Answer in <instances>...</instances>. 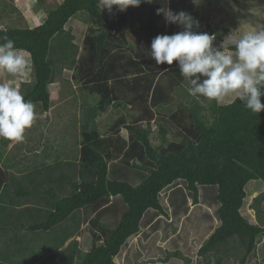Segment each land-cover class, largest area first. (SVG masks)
<instances>
[{
	"label": "trees",
	"instance_id": "1",
	"mask_svg": "<svg viewBox=\"0 0 264 264\" xmlns=\"http://www.w3.org/2000/svg\"><path fill=\"white\" fill-rule=\"evenodd\" d=\"M53 1L55 6L50 7L48 3ZM38 3L48 5L46 19L40 26L0 29V37L13 39L31 61V79L20 82L19 90L46 119L53 104L50 87L63 70L77 71L82 83L80 91L96 97L94 104L81 108L83 139L78 143L80 149L74 163L70 162L75 173L60 181L63 183L65 179L68 183L70 178V191L64 195H58L57 190L61 191L58 186L46 189L38 184L40 173L49 171L45 164L28 168L21 180L30 181L31 188L20 186L19 189L13 168L27 161L26 155L33 147L27 148L26 154L18 159L20 148L11 155L8 147L13 140L0 138V189L4 185L1 192L18 189L21 192L18 206H28L16 210L14 203H7L4 195L0 196L3 224L0 264H117L116 257L128 239L140 232V223L148 210L169 218L160 193L176 181L185 182L194 205L199 204L200 187L218 188L220 224L197 251L202 263L247 264L256 251L258 237L264 233V191L251 204L257 224L242 215L247 185L251 181L264 183V111L252 113L237 97L223 105L218 100L193 98L186 91L187 82L175 61L171 66L156 65L149 55L155 36L182 30L181 26L166 23L163 15H157L158 8L168 7L174 13L185 11L198 17L199 6L193 0H153L129 7L130 13L139 8L148 12L144 22L134 30L147 45H141L143 42L131 45L119 27L127 20V11L120 12L115 6L111 12L101 10L98 0H60L59 3L39 0ZM2 11L20 12L13 4H4ZM82 14L91 26L81 46L71 22ZM202 28L201 23L194 30L206 32ZM261 103L264 104V97ZM136 104L142 110L136 120L113 126L114 129L121 126L131 136L129 147L124 150L122 144L126 141L100 133L98 117L110 108L115 115L128 112ZM153 121L158 127V145L152 139ZM33 140L32 136L27 138L28 142ZM114 151H125L126 158L124 163L111 168L109 160ZM128 158L140 160L141 165L130 164ZM134 169L143 172L137 185L129 180ZM44 195L50 196L46 208L40 206ZM113 198H120L125 208L119 223L109 228L99 219L111 208H100ZM88 208L96 213L95 224L107 230L108 235L103 243L94 244L85 252L76 237L82 231L80 215ZM6 214L12 217L10 224L14 227L4 228V221L8 220L2 218ZM173 259L182 264L193 262L180 250H166L165 257L151 260V264H169Z\"/></svg>",
	"mask_w": 264,
	"mask_h": 264
},
{
	"label": "rangeland",
	"instance_id": "2",
	"mask_svg": "<svg viewBox=\"0 0 264 264\" xmlns=\"http://www.w3.org/2000/svg\"><path fill=\"white\" fill-rule=\"evenodd\" d=\"M39 0H0V29L10 26L34 27L41 24L48 12V5L55 6L56 2L48 3L46 6H40ZM200 8L198 17L191 15L194 19L202 23V28L209 34L213 33L218 37L215 44H219L227 36V32L239 38L245 33L256 30H264V0H193ZM59 3L60 0H57ZM4 4H13L20 12L4 13L2 7ZM39 5V6H38ZM58 5V4H57ZM42 9V16L38 17L32 11ZM127 11V10H126ZM41 12V11H39ZM34 13V14H33ZM127 20L124 24H119L120 29L126 33V40L131 45H145V39L139 38L134 34V30L146 19L148 13L145 8H139L130 13L127 11ZM86 15H79L71 22V29L78 37L77 42L82 46V42L87 33L90 32V24L86 21ZM226 29L227 32H223ZM147 45V44H146ZM28 59L29 56L23 53ZM151 57V56H150ZM153 59V58H152ZM30 60V59H29ZM32 71L31 61L30 69L23 75L12 76L11 74L0 70V83L13 82L19 86L20 82L29 81ZM79 73L76 71L63 70L56 78V83L51 85L50 90L53 97V104L50 112L46 116L40 111H36L37 119L30 129L25 132V138L22 142L14 141L10 147L11 155L18 148L25 152L27 148L33 147L38 150H44V155L40 156L29 152L30 161L35 166L41 162L51 160L74 161V157L79 154L78 143L82 141V112L81 108L94 104L93 96L87 92L80 91L82 83L79 82ZM13 78V79H10ZM19 88V87H18ZM75 91V94L73 93ZM73 93V94H72ZM235 94L225 96L218 100L219 104H228L235 100ZM175 110L178 108L175 107ZM140 105H132L128 112L120 111L118 115L114 114L113 109H109L98 117V129L103 136L114 135L126 141L122 147L127 149L131 136L120 125L130 124L136 120L141 113ZM123 121H121V120ZM159 119V114L155 116ZM117 128H113L115 124ZM152 139L155 145L160 144L158 139L157 124L152 122ZM34 137L35 141L28 142V137ZM169 139H173L170 135ZM41 152V151H40ZM125 151H114L113 158L109 160L111 168L113 165L124 163ZM21 155V153H19ZM124 157V158H123ZM126 159L130 164L141 161L138 159ZM141 165V164H140ZM19 167L20 165H15ZM33 166V167H34ZM31 167V168H33ZM140 174V175H139ZM141 174L137 170H132L129 174L131 184L137 185L141 182ZM217 186L200 187L199 204L194 205L192 194L187 191L185 182L176 181L169 188L160 193V201L168 213L169 218H164L154 210H148L141 223L140 233L130 238L120 254L116 257L117 264H151L159 258L165 257V251L180 250L185 256L192 258V264H203L197 257V251L206 239L219 226L217 217L218 203ZM264 191L262 181H251L247 185V197L244 201L242 215L252 224H257V217L251 209L253 198ZM110 206V210L103 213L99 219L109 228H114L121 220L122 211L125 208L120 198H113L109 203L104 204L100 210ZM112 207L116 210L113 211ZM264 214V203L262 205ZM82 225L81 235L76 237L79 241V247L83 251H90L94 244L103 243L108 235L107 230H102L96 222V213L92 208H88L81 213ZM103 237V238H101ZM101 238V239H100ZM152 260V261H151ZM149 262V263H148ZM159 264V263H157ZM169 264H182L180 260L173 259ZM224 264H234L232 261H226ZM247 264H264V233L257 239V247L254 254L250 255Z\"/></svg>",
	"mask_w": 264,
	"mask_h": 264
},
{
	"label": "clouds",
	"instance_id": "3",
	"mask_svg": "<svg viewBox=\"0 0 264 264\" xmlns=\"http://www.w3.org/2000/svg\"><path fill=\"white\" fill-rule=\"evenodd\" d=\"M152 2L98 0V6L109 12L115 6L118 11L125 12L129 7ZM156 14L163 15L168 24L181 26L182 30L155 36L149 55L156 65L171 66L175 61L187 82L186 91L190 96L219 100L234 93L252 113L264 111L261 103L264 97V30L248 32L239 38L230 32L217 45L215 35L194 30L199 28V21L187 12L174 13L168 7H161ZM0 40H3L0 70L12 76L23 75L30 69V60L15 46L13 39L3 36ZM35 109V103L26 100L13 82L0 83V138L22 142L26 130L37 119Z\"/></svg>",
	"mask_w": 264,
	"mask_h": 264
},
{
	"label": "crops",
	"instance_id": "4",
	"mask_svg": "<svg viewBox=\"0 0 264 264\" xmlns=\"http://www.w3.org/2000/svg\"><path fill=\"white\" fill-rule=\"evenodd\" d=\"M35 8H38V7H35ZM35 8L33 7V9H32L33 12L35 11ZM39 11H41V12H39ZM34 13L36 14V16L41 17L42 16V9H40L38 11H35ZM46 16H47V14H46ZM46 16L44 17L43 22L45 21ZM41 24H39V25L37 24L34 27L40 26ZM34 27H30V28H34ZM223 32L226 33L227 30L224 29ZM227 34H229V30H228ZM11 149H12L11 147H10V149L8 148V152L11 151ZM33 150H34V153L37 154V155H40V156L44 155V150L43 149L42 150H38V148H33ZM24 154H26V153L25 152L22 153V151H21V155H19L18 159H20V157L23 156ZM28 154L26 155L27 161L26 160L22 161L21 165L18 163L20 165L19 167L15 166L13 168V173L18 178L17 185H18L19 189H20V186L31 188V185H30L31 182L30 181L25 182L24 180H21L22 176L26 175L29 172L28 168L33 167L34 166L33 163L36 164V162H34L35 160L34 161L33 160L30 161ZM72 163H74V161ZM44 164L47 165L46 167H47V169H49V171H47L46 173H43V174L40 173L39 179H38V184L41 187L44 186L46 189H48L50 186L54 187V185H55L56 188L58 186V189L59 188L61 189V191L57 190V192H59L58 195H64V194H66V192H69L70 191V178L68 177V183L65 182V179H63L64 180L63 183H61L60 181H61L62 177H66L67 175L70 176L71 173L74 174L75 173V166H70V164H71L70 161H63L62 162V161H58V160H51V161H49V163L41 162L39 166H44ZM49 166L51 168H48ZM52 166H53V168H52ZM34 167H38V166L35 165ZM58 182H59V185L61 184L60 186L58 185ZM3 186L4 185H2V188H3ZM2 188L0 189V196L4 195L3 198L6 200L7 203H9V202H12V204L14 203L16 210H21L24 207H28V206H24V207L23 206H21V207L18 206L19 205L18 203H19V200H20L19 194L21 193L18 189H15L13 187L12 189L9 190V192L4 193V192H1V190H3ZM48 197H50V196H47V195L41 196V198H40L42 200V204L40 205L41 207H45V208L48 207V200H49ZM13 212H14V210H13ZM13 216L16 217V215H13ZM11 218L12 217H10L7 214L5 215L4 218H2L4 220H8V222L4 221V225L6 224L4 226V228H6L7 226H8L7 228L14 227V226H12L10 224V222H12ZM63 225L64 224H62V226ZM19 226L20 225H17V227H19ZM0 228H3V224L2 223H0ZM71 240H73V239H71ZM71 240L67 241L66 244H69L71 242Z\"/></svg>",
	"mask_w": 264,
	"mask_h": 264
}]
</instances>
